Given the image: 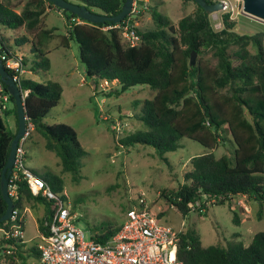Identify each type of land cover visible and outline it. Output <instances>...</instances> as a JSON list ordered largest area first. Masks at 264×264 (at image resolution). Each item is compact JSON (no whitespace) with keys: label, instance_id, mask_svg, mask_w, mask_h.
I'll use <instances>...</instances> for the list:
<instances>
[{"label":"trees","instance_id":"trees-1","mask_svg":"<svg viewBox=\"0 0 264 264\" xmlns=\"http://www.w3.org/2000/svg\"><path fill=\"white\" fill-rule=\"evenodd\" d=\"M180 1L183 4L192 1L195 11L181 17L175 27L168 16L158 13L155 6L151 7L155 28L144 31L136 28L141 41L129 46L122 41L119 28H102L115 23H94L83 19L78 22V16L55 7L47 0H28L19 11L20 0H0V27L12 30L23 27L32 37L29 40L28 35L23 34L15 39V44H10L9 38L0 31V57L19 59L21 68L42 77L38 81L24 75L20 69L6 68L22 92H26L27 123L30 122L34 131L44 137L45 148L59 158L62 172H69L77 179L86 154L77 133L68 124L44 121L63 91L61 84L49 77L50 61L46 49L54 37L55 28H46L43 23L47 8L57 9L66 22V32L59 35V41L64 47H68L69 40L76 41L86 75L96 78L93 84L96 93L99 90L107 96L120 94L135 85H146L154 92L152 98L143 101L137 115L143 128L118 139L119 145H148L162 158L164 153L180 147L182 137L192 139L207 149L191 157V167L177 188L169 193L163 191L168 202L185 215L191 210L205 211L207 201L212 199L213 204L220 205L231 203L234 196L244 195L258 204L260 216L264 208V32L241 35L233 32L235 20L228 13L221 15L222 26L216 30L211 14L194 0ZM123 2L76 0L93 12L107 15L118 13ZM139 13H129L119 23L128 18L132 22L133 16ZM24 43H30L32 57L19 56L14 48ZM206 50L212 53L215 63L199 58L194 66L189 64L191 51L199 55ZM103 79H115L118 87L108 92L100 90L99 82ZM0 88L1 101L4 102L2 95L6 94L13 103L10 109L6 106L1 109L3 104L0 103V111L15 114L17 130L16 106L1 78ZM15 132L6 128L0 113V179ZM227 140L234 145L232 153L215 157L212 150ZM33 172L65 200L61 195L63 182L60 176ZM10 197L18 210L17 222L22 229L25 202L43 205L44 215L37 218V224L39 231H45L44 222L53 214L55 200L33 195L24 180L17 181L16 192ZM197 200L200 201L199 206L194 209L188 206ZM5 209L6 202L0 188V216ZM232 221L240 224L236 211H233ZM10 224V219L2 221L0 228L8 230ZM120 224L101 223L94 226L89 237L105 241L119 229ZM177 236V257L184 264H264V231L254 233L248 244L235 238L225 245L205 246L192 229L178 231ZM22 247L24 241L21 239L3 235L0 238V257L2 255L5 264H21L23 251L38 256L35 247L31 251L25 247L22 250Z\"/></svg>","mask_w":264,"mask_h":264},{"label":"rangeland","instance_id":"rangeland-1","mask_svg":"<svg viewBox=\"0 0 264 264\" xmlns=\"http://www.w3.org/2000/svg\"><path fill=\"white\" fill-rule=\"evenodd\" d=\"M26 1L28 0H20L17 9H20ZM67 1L76 2V0ZM162 1L136 2L140 13L138 16H133V22L138 30L155 28L151 7L155 6L158 13L168 16L175 27L181 17L192 14L196 8L192 1L185 4L180 0ZM230 1L233 11H217L211 14L216 30L222 26L221 15L228 13L229 17L235 20L233 32L240 35L264 32V21L241 13L240 0ZM43 23L47 28H55L54 37L49 40L46 49L50 61L49 77L59 82L63 88L59 102L51 108L44 121L48 124L70 125L77 133L86 154L82 158L79 177L74 179L71 173L62 172L59 158L54 152L45 148L44 137L32 127L25 142V162L40 174L47 172L61 177L63 182L61 195L65 199L64 202H68V206L73 209L75 217L72 222L84 232L86 240L90 238L94 226L105 222L116 225L122 223L126 206L139 195H143L151 208L157 215L159 214L161 223L175 231L194 230L205 246L215 243L225 245L235 238L248 244L254 233L264 231V208L262 214L258 216V204L249 201L246 197L238 196L231 199V203L225 202L220 205H215L210 200L206 203L205 211L198 213L191 210L185 215L171 205L164 197L163 191L169 193L177 188L183 182L184 173L191 167V157L202 154L207 149L192 139L182 137L178 149L163 154L166 161L151 146L119 145L118 139L143 128L137 115L143 101L152 98L154 92L146 85H135L120 94L112 92L113 94L107 96L99 90L96 93L93 89L96 78L86 75L76 41L69 40L68 47L62 46L59 41V35L66 32L65 18L61 12L57 9H47ZM249 49L253 51L251 47ZM231 50L232 47L230 52ZM199 58L215 63L212 53L208 50L199 55L195 54V64ZM236 62L233 59V63ZM33 77L40 81V78L37 79L34 75ZM115 87H118L117 82L109 84L104 91H113ZM1 104L7 109L13 107L10 100L1 101ZM1 116L4 124L15 132V114L2 113ZM233 146L232 142L227 140L215 147L212 153L215 157L231 154ZM233 211L237 212L240 224L232 221ZM24 230L23 239L26 245L24 247L31 251L32 247H36L39 239L36 237L35 220L29 215ZM2 236L3 232L0 228V238ZM22 254L24 258L21 264L38 263L34 255H28L25 251ZM0 261V264L6 262L3 258Z\"/></svg>","mask_w":264,"mask_h":264},{"label":"built area","instance_id":"built-area-1","mask_svg":"<svg viewBox=\"0 0 264 264\" xmlns=\"http://www.w3.org/2000/svg\"><path fill=\"white\" fill-rule=\"evenodd\" d=\"M218 1L223 4L220 11H233L230 0H213V2ZM136 2L134 0L130 13L139 11ZM216 18H218L217 15ZM76 20L83 21L79 17ZM113 27L120 29L121 39L125 44L135 46L140 43L141 36L130 18L122 23L102 28ZM5 57V55L0 57L2 61H5L3 62L5 68L20 69L22 73L23 68L20 66L19 59ZM111 83H116V80L103 79L99 82V89L104 90ZM25 95L26 92L23 93L24 97ZM2 99L7 101V95H2ZM2 108H5L4 104ZM32 127L30 122L26 123V132L18 141L12 172L8 180V192L9 195L15 194L17 181L24 180L33 195L55 200L54 212L44 222L45 231H40L38 235L37 264H184L177 257L178 231L160 222L157 213L143 195H139L131 202L124 212V220L119 229L108 239L86 240L84 232L72 222L75 214L71 212L68 202L65 203L39 175L26 165L25 142ZM212 201L214 202L213 199ZM199 205L198 200L188 204L192 209ZM17 218L18 210L13 208L9 218L11 221L9 229L1 228V230L7 238L24 241V232Z\"/></svg>","mask_w":264,"mask_h":264},{"label":"water","instance_id":"water-1","mask_svg":"<svg viewBox=\"0 0 264 264\" xmlns=\"http://www.w3.org/2000/svg\"><path fill=\"white\" fill-rule=\"evenodd\" d=\"M51 2L55 7L66 10L72 14H75L83 20H87L94 23L121 22L126 15H128L132 9L134 0H124L121 9L114 15H107L89 10L86 5L76 2H70L67 0H47ZM242 13L252 17L256 20L264 21V0H240ZM203 10L209 14L220 11L223 8L221 2H207L206 0H194ZM195 52L191 51L189 57V64L195 65ZM0 78L7 85V88L13 98L17 112V130L11 140L10 149L7 157V161L1 171L0 188L3 198L6 202V209L0 216V222L7 221L14 208V203L8 192V180L12 172L13 163L15 159V150L19 139L26 132L27 115L25 113L24 96L22 89L20 88L14 77L5 68L2 59L0 58Z\"/></svg>","mask_w":264,"mask_h":264},{"label":"crops","instance_id":"crops-1","mask_svg":"<svg viewBox=\"0 0 264 264\" xmlns=\"http://www.w3.org/2000/svg\"><path fill=\"white\" fill-rule=\"evenodd\" d=\"M149 1V0H147ZM162 1V0H160ZM163 2V1H162ZM181 2V1H180ZM47 9H55V8H47ZM19 11V9H17ZM47 12V10H46ZM62 14V13H61ZM63 15V14H62ZM64 16V15H63ZM65 18V17H64ZM45 25V24H44ZM47 28V26H46ZM8 30V31H7ZM0 31L9 38V43L10 44H15V39L18 38V37H21L23 34H27L28 37H29V40L32 39L31 35L27 33V31L21 27V28H18V29H15V30H12V29H6L4 30L3 28L0 27ZM14 48L17 50V53H22L24 56H28V57H32L33 53L30 52V43H24L22 44L20 47H17V46H14ZM22 73H24V75L26 76H31L32 78L33 75L35 76V78L42 80V77L38 74V73H35V72H32L30 71L29 69L27 68H23V71ZM1 90V88H0ZM0 103H1V96H0ZM0 113L2 114L3 111ZM16 125V123H15ZM6 126V125H5ZM7 129H9L10 131H12V129L8 128L6 126ZM29 167V166H28ZM31 168L33 171H36L34 168L32 167H29ZM238 196H234L232 199L236 198ZM242 197H246L244 195H242ZM242 201V200H241ZM249 201H253V200H249ZM44 207H42L41 204H38V203H34L32 201L30 202H25L24 204V208H23V216H24V226H23V232L25 231V223H26V219L28 217V215L30 217H32L34 220H35V223H36V227H37V234H36V237H38L39 235V229H38V224H37V218L39 217H42L44 215ZM25 243V242H24ZM24 246L26 247V245L24 244ZM36 248V247H35ZM38 258V256L36 257Z\"/></svg>","mask_w":264,"mask_h":264}]
</instances>
